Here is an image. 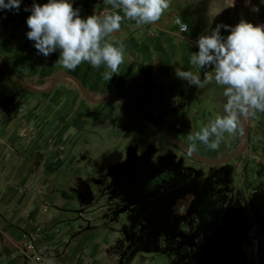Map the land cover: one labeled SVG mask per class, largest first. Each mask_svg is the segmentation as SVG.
I'll return each instance as SVG.
<instances>
[{
	"label": "rangeland",
	"instance_id": "374dc122",
	"mask_svg": "<svg viewBox=\"0 0 264 264\" xmlns=\"http://www.w3.org/2000/svg\"><path fill=\"white\" fill-rule=\"evenodd\" d=\"M88 2L99 9L95 11L98 16L120 11L106 0ZM231 3L232 0H169V7L154 24L138 26L134 20L122 19L120 29L105 39L113 45L124 44L123 62L100 90L91 91L83 84L89 97L124 99L146 120L186 143L204 159L220 160L234 154L244 143L242 120L237 134L225 133L216 150L194 139L196 132L223 114L226 99L222 87L213 80L198 89L175 76V69L180 67L198 72L203 78L205 70L193 68L190 55L198 51L197 39L210 35L217 24L235 26L246 21L264 26L261 0ZM5 22L0 18V30ZM182 24L187 25L186 32L181 31ZM228 34L221 29V35ZM25 72L22 80L44 92L30 91L17 83L24 102L16 101L12 107L29 122L14 135L13 142L26 145L20 157L31 174L23 187L30 193L25 207L48 210L41 209L45 216L41 222H46L47 229L42 227L35 236H41L44 229L52 233L48 246L51 260L56 255H70L68 264H171L170 259L155 251L129 249V241L118 231L123 219L115 215L114 207H103L106 201L100 199L114 173L123 171L136 157L148 155L157 161L188 157L186 163L194 161L199 170L203 167L206 177L215 172L225 174L231 187L247 199L249 238L257 247L258 264H264V112L246 118L249 146L242 156L223 166H203L142 123L122 103L87 100L71 78L53 87L57 77L70 70L59 67L50 73L36 74L35 69ZM13 154L16 155L14 151ZM18 163L15 167H19ZM93 201L94 207H89ZM66 263L61 259L57 262Z\"/></svg>",
	"mask_w": 264,
	"mask_h": 264
},
{
	"label": "clouds",
	"instance_id": "9594fccd",
	"mask_svg": "<svg viewBox=\"0 0 264 264\" xmlns=\"http://www.w3.org/2000/svg\"><path fill=\"white\" fill-rule=\"evenodd\" d=\"M21 3L22 0H0V11L18 12ZM73 3L74 0H47L41 5L34 0L25 8L31 13L26 19V36L44 57L59 50L56 64L65 69L74 71L84 62L94 69L104 66L102 76L106 80L117 73L125 46L122 42L113 45L105 38L120 29L122 19L134 20L138 26L154 24L169 7V0H106L120 11L82 18ZM222 28L230 34L221 35ZM196 47L198 51L191 53L189 63L205 70L203 78L198 72L180 67L175 69V76L198 89L213 80L222 87L226 99L223 114L216 115L194 137L216 150L225 133L237 134L242 119L264 112V26L246 21L235 26L217 24L210 35L197 39Z\"/></svg>",
	"mask_w": 264,
	"mask_h": 264
},
{
	"label": "flooded vegetation",
	"instance_id": "af4514ba",
	"mask_svg": "<svg viewBox=\"0 0 264 264\" xmlns=\"http://www.w3.org/2000/svg\"><path fill=\"white\" fill-rule=\"evenodd\" d=\"M177 146L203 166L228 164L207 163ZM187 158L139 156L104 185L103 207H114L123 219L118 231L129 241L128 248L155 251L171 264H258L257 247L249 238L251 220L245 218L246 197L225 174L206 177L204 168L186 163Z\"/></svg>",
	"mask_w": 264,
	"mask_h": 264
},
{
	"label": "crops",
	"instance_id": "0c3cea01",
	"mask_svg": "<svg viewBox=\"0 0 264 264\" xmlns=\"http://www.w3.org/2000/svg\"><path fill=\"white\" fill-rule=\"evenodd\" d=\"M33 2L34 0H22L18 12L0 11V18L6 20L2 26L3 29L0 30V62L20 79L25 76V69H35L36 74H39L50 73L62 67L56 64L59 50L44 57L38 54L34 42L26 36L29 31L26 19L31 13L25 11V8L30 7ZM35 2L43 5L47 0H35ZM73 7L79 9V15L82 18L94 15L95 11L99 10L88 0H74ZM105 70L104 66L94 69L84 62L74 71L70 70V74L78 77L89 90L97 91L108 81L102 76ZM34 77L37 78L38 75ZM16 101L24 102L21 87L0 69V264H33L28 257L29 253L23 249L24 234L35 235L37 230L45 228L46 222H41V219H45L41 209L46 212L48 210L46 207H25L30 200L27 197L30 193L24 191L23 187L28 183L31 175L27 165L21 159L24 155L22 149L26 145L19 146V142H13V138L25 123L29 122V118L24 120L22 114L14 110L12 105ZM15 163H18L19 167H15ZM45 229L41 236L39 234L36 236L39 249L48 247L52 240V233L50 231L45 233ZM56 256L57 258L53 261L48 254L47 264H57L60 259L68 264L72 260L70 255L61 258Z\"/></svg>",
	"mask_w": 264,
	"mask_h": 264
},
{
	"label": "water",
	"instance_id": "95a60500",
	"mask_svg": "<svg viewBox=\"0 0 264 264\" xmlns=\"http://www.w3.org/2000/svg\"><path fill=\"white\" fill-rule=\"evenodd\" d=\"M0 67L1 69H3L14 81H16L17 83H19L21 86H23L25 89L30 90V91H37V92H44L43 90H35L32 89L30 86H28L22 79H20L11 69H9L6 65H4L3 63L0 62ZM65 78H71L74 81H76L79 86L82 88L85 98L87 100L93 101L95 103H104V102H108V101H118L120 103H122L123 105H125L126 107H128L135 115L136 117L144 124L148 125L152 130H154L157 134H159L160 136L176 143L177 145L181 146L182 148L186 149L189 153H191L193 156H195L196 158L205 161L207 163H212V164H223V163H227L230 162L240 156H242L246 150L248 149L249 146V129H248V125H247V119H242V123H243V132H244V143L242 145V147L235 152L234 154L230 155L227 158L224 159H220V160H209V159H203L202 157H200L195 151H193L192 149H190L186 144H184L182 141L176 139L175 137L165 133L164 131H162L160 128H158L157 126H155L154 124H152L151 122H149L148 120H146L139 112L138 110L131 105L130 103H128L127 101H125L124 99L118 97V96H108L102 100H95L92 99L91 97H89L88 91L87 89L84 87L83 83L74 75L70 74V73H62L60 74L56 81L55 84L53 85V87L57 86L63 79Z\"/></svg>",
	"mask_w": 264,
	"mask_h": 264
},
{
	"label": "built area",
	"instance_id": "2783aa9c",
	"mask_svg": "<svg viewBox=\"0 0 264 264\" xmlns=\"http://www.w3.org/2000/svg\"><path fill=\"white\" fill-rule=\"evenodd\" d=\"M188 27L186 24L181 25V31L186 32ZM25 244L23 249L28 254L29 259L33 264H47L49 248L43 247L39 249L36 244V236L30 233L24 234Z\"/></svg>",
	"mask_w": 264,
	"mask_h": 264
}]
</instances>
